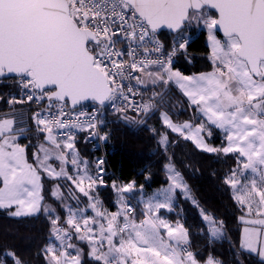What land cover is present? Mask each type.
Masks as SVG:
<instances>
[{
  "label": "snow or ice",
  "instance_id": "snow-or-ice-1",
  "mask_svg": "<svg viewBox=\"0 0 264 264\" xmlns=\"http://www.w3.org/2000/svg\"><path fill=\"white\" fill-rule=\"evenodd\" d=\"M194 30L208 64L187 73L177 57ZM5 83L0 213L41 228L32 260L5 245L0 264H264V0H0ZM109 116L150 134L162 185L109 177L81 151L109 141ZM181 141L231 162L218 179L237 236L189 183L198 169L171 151Z\"/></svg>",
  "mask_w": 264,
  "mask_h": 264
},
{
  "label": "trees",
  "instance_id": "trees-1",
  "mask_svg": "<svg viewBox=\"0 0 264 264\" xmlns=\"http://www.w3.org/2000/svg\"><path fill=\"white\" fill-rule=\"evenodd\" d=\"M207 51L205 33L194 30L191 33L187 56L178 55L177 66L187 73L205 70L208 64L206 60ZM6 88V83L0 85V91H4ZM108 119L110 138L105 143V155L107 156V167L112 172L109 177H120L122 180L135 179L138 185L144 183L146 190L149 192L162 185L164 175L160 171L159 161L161 157L156 154V142L150 139V134L137 126L114 123L115 118L112 116H109ZM152 123L155 124L156 121L153 120ZM214 141L217 144L219 143V140ZM79 147L82 152L93 157L94 152L87 144L81 143ZM171 151L175 153L177 160L190 161L194 168L198 169V171L185 170L189 183L193 186L202 203L214 209L219 217L227 221L230 236H237L243 225L237 219L238 213L234 211L229 195L218 179L226 169L227 164L231 162L226 163L223 158L217 159L207 154L194 153L191 145L183 141L172 148ZM146 169H150L152 172V179L147 182L142 174ZM213 172L216 173V176L212 175ZM102 195L105 198L114 199L110 190H103ZM182 207L187 223L190 225L198 224L199 220L191 206L184 204ZM179 211L180 207H177L176 212ZM170 218L175 219V213L171 214ZM40 228V221L17 220L7 218L0 213V251L3 250L5 245L12 246L18 249L26 259L32 260L35 255ZM34 238H36V242H34ZM193 244L202 254L211 251V249H206L205 239L197 235L195 230L193 231ZM227 249V242L215 246V251L218 254L228 255Z\"/></svg>",
  "mask_w": 264,
  "mask_h": 264
},
{
  "label": "built area",
  "instance_id": "built-area-1",
  "mask_svg": "<svg viewBox=\"0 0 264 264\" xmlns=\"http://www.w3.org/2000/svg\"><path fill=\"white\" fill-rule=\"evenodd\" d=\"M91 150L94 152L93 157H102L106 160V168L108 171V176L111 175V170L107 167V156L105 155V143L103 142H93V143H89L87 144Z\"/></svg>",
  "mask_w": 264,
  "mask_h": 264
},
{
  "label": "rangeland",
  "instance_id": "rangeland-1",
  "mask_svg": "<svg viewBox=\"0 0 264 264\" xmlns=\"http://www.w3.org/2000/svg\"><path fill=\"white\" fill-rule=\"evenodd\" d=\"M200 31H203V30H200ZM196 32H198V31H196ZM203 33H205V32L203 31ZM205 40H206V33H205ZM213 143H216L217 144V142H215V141H213Z\"/></svg>",
  "mask_w": 264,
  "mask_h": 264
}]
</instances>
